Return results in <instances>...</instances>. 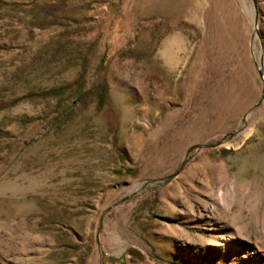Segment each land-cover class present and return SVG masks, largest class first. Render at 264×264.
Returning a JSON list of instances; mask_svg holds the SVG:
<instances>
[{
  "label": "rangeland",
  "instance_id": "374dc122",
  "mask_svg": "<svg viewBox=\"0 0 264 264\" xmlns=\"http://www.w3.org/2000/svg\"><path fill=\"white\" fill-rule=\"evenodd\" d=\"M197 1L0 0V264H264V0Z\"/></svg>",
  "mask_w": 264,
  "mask_h": 264
},
{
  "label": "bare ground",
  "instance_id": "6f19581e",
  "mask_svg": "<svg viewBox=\"0 0 264 264\" xmlns=\"http://www.w3.org/2000/svg\"><path fill=\"white\" fill-rule=\"evenodd\" d=\"M163 10L169 12L172 8L176 16H186L190 19L197 18L201 11L197 0H164ZM201 3V2H200Z\"/></svg>",
  "mask_w": 264,
  "mask_h": 264
},
{
  "label": "trees",
  "instance_id": "16d2710c",
  "mask_svg": "<svg viewBox=\"0 0 264 264\" xmlns=\"http://www.w3.org/2000/svg\"><path fill=\"white\" fill-rule=\"evenodd\" d=\"M77 82L73 83V87L76 86ZM67 89H69V87H61L58 89H54V90H50L48 92H46V94H53V95H64L67 91ZM76 91V89L74 90V92L72 94H74ZM70 98V95L68 96L67 94H65L63 96V98L60 100V103H66L67 100Z\"/></svg>",
  "mask_w": 264,
  "mask_h": 264
},
{
  "label": "water",
  "instance_id": "95a60500",
  "mask_svg": "<svg viewBox=\"0 0 264 264\" xmlns=\"http://www.w3.org/2000/svg\"><path fill=\"white\" fill-rule=\"evenodd\" d=\"M262 68H263V64H262V61L260 60L259 76H260L261 79H263V70H262Z\"/></svg>",
  "mask_w": 264,
  "mask_h": 264
}]
</instances>
